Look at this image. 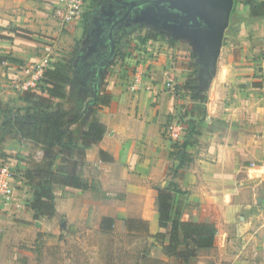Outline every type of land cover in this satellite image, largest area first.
<instances>
[{
  "label": "crops",
  "instance_id": "obj_1",
  "mask_svg": "<svg viewBox=\"0 0 264 264\" xmlns=\"http://www.w3.org/2000/svg\"><path fill=\"white\" fill-rule=\"evenodd\" d=\"M53 3L59 7L55 0H0V58L9 63H0V165L22 175V191L8 206L0 201V224L22 214L31 221L23 225L28 232H60L66 225L63 232H72L87 222H96L102 232H134L130 222L136 221H154L159 228L157 197L174 184L183 192L173 194L174 212L179 210L183 221L215 223L221 232H256L250 246L257 250L256 264H264V19L243 23L225 40L205 118L198 117L196 102L185 89L198 64L193 50L183 52L176 40L138 43L139 52L128 60L132 72L106 76L111 102L92 114L106 126V134L84 155L74 153L76 174L89 183L88 189L55 184L56 214L34 220L29 204L40 180L31 182L25 173L44 167L46 152L3 123L8 112L12 117L30 106L26 93L10 88L11 80L53 54L59 25ZM169 77L178 87L176 95L166 86ZM136 78L143 81L142 88L135 87ZM92 115L71 127L80 147ZM191 119L197 120L198 133L186 150L191 161L180 166L176 144L188 136ZM172 120L185 127L180 142L166 132ZM60 166L61 155L52 170ZM104 219L111 221L110 227L102 226Z\"/></svg>",
  "mask_w": 264,
  "mask_h": 264
},
{
  "label": "rangeland",
  "instance_id": "obj_2",
  "mask_svg": "<svg viewBox=\"0 0 264 264\" xmlns=\"http://www.w3.org/2000/svg\"><path fill=\"white\" fill-rule=\"evenodd\" d=\"M238 1H234L224 43L227 37H231L232 32H235L243 23H249L250 8ZM87 3L86 13L88 14L93 0H88ZM53 5L59 23L58 35L53 39L56 43L52 46L53 54L41 59L38 63L44 65L46 70L54 68L56 63L62 60H71L75 52L82 48L86 38L85 15L81 20L73 22L72 26H67L61 17L59 7L55 3ZM118 36L117 49L120 54L112 60L108 68L110 78L121 77L122 73L129 70L132 72L128 60L139 52L138 43L150 39L171 43L166 37L141 28L131 30L128 35L122 33ZM179 46L185 53L192 52V47L186 42H179ZM100 84H102V93L112 98L109 93L112 89L108 87L110 83L102 81ZM37 89L41 90V85ZM66 93L65 99L52 100L53 109L61 107L72 110L80 106V99L72 93L71 87L66 88ZM91 96L92 93L89 92V97ZM33 102L34 99L30 103ZM19 110L22 111V109ZM9 115L8 112L7 117ZM4 166L7 165H0V168ZM8 168L13 175L16 195V192L22 191L19 184L22 181V175L19 171L15 172ZM24 212L26 210L23 209L21 213ZM16 216L13 221L0 224L1 230L8 229V232H0V264H181L177 258L164 254V246L170 244V231L161 232L154 221L134 222V232H118V229L114 232H102L96 222H87L84 228L78 227L72 232H63L67 225L60 232H52V228L49 232H28L23 229V225L31 224L30 219L22 214H16ZM61 222L65 221L61 220ZM255 234L257 233L221 232L218 227L213 247L199 250L194 259L184 264H256L257 250L250 246L254 240L250 239L251 235Z\"/></svg>",
  "mask_w": 264,
  "mask_h": 264
},
{
  "label": "trees",
  "instance_id": "obj_3",
  "mask_svg": "<svg viewBox=\"0 0 264 264\" xmlns=\"http://www.w3.org/2000/svg\"><path fill=\"white\" fill-rule=\"evenodd\" d=\"M239 2L250 8L248 18L250 23L264 19V2L255 0H239ZM87 17L88 14L86 13L85 18L87 19ZM128 34L129 32H126V35ZM170 42L174 43L175 40H170ZM118 43L119 36L115 41V58L120 54L117 49ZM79 54L80 50H77L71 60H62L56 63L54 68L46 70L41 85L42 94L26 92V101L30 104L29 108L24 113L17 110L12 117H10L11 115L8 116L3 123L11 128L13 134L41 145L46 152L47 164L25 173V177L31 182L36 177L40 180L34 186L33 200L29 204V208L34 212V220H39L42 217H53L56 214V197L53 193L55 184L67 185L76 189H88L89 183L84 184L76 174L78 162H74L73 156L75 151H78L79 156L84 155V151L99 143L107 131L106 126L92 114H96L102 107L109 105L111 96L103 94L98 89L99 91L95 96L89 97L90 91L87 83L90 78L86 75L82 64L78 63V58L81 59ZM192 55L194 59L197 58L196 55ZM3 61H6V58H0V63ZM198 71L199 65L195 64L194 74L187 79L185 89L191 92L192 99L196 102L194 110L198 112V117L205 118L208 91L201 89L197 79ZM67 87H71L72 93L80 99V106L72 110H65L61 107L53 109L52 100L54 98L65 99ZM45 93L48 96H45ZM32 99L34 102L30 103ZM91 115L93 118L89 127L81 135L82 146L80 147L75 140L71 127ZM196 121L190 120L191 127L188 129V136L182 144H176L180 149L178 152L180 166L191 161L186 150L195 143V136L198 133L195 126ZM182 150H184L183 154H181ZM60 155L63 156L64 166H60L55 172L52 170V166L55 159ZM174 193L183 192L174 184L160 190L156 200L159 214L158 226L159 229L170 230V244L164 246V254L168 257H175L181 264H184L194 259L199 250L213 247L218 229L215 223L183 221L182 213L179 210L174 212ZM110 223L111 221L104 219L102 226L106 227L109 224L110 227ZM133 223L130 222V226H133Z\"/></svg>",
  "mask_w": 264,
  "mask_h": 264
},
{
  "label": "water",
  "instance_id": "obj_4",
  "mask_svg": "<svg viewBox=\"0 0 264 264\" xmlns=\"http://www.w3.org/2000/svg\"><path fill=\"white\" fill-rule=\"evenodd\" d=\"M235 0H159L165 3L168 9L177 13V20L169 22L161 14L156 5L158 13L150 14L152 22L162 23L169 37L176 41L188 43L197 56L199 64L198 82L202 90H207L216 76L218 60L224 44L225 33L230 24V17ZM150 21V20H149ZM115 44L111 42V55ZM111 58L101 63L99 77L105 81ZM103 73V74H102Z\"/></svg>",
  "mask_w": 264,
  "mask_h": 264
},
{
  "label": "flooded vegetation",
  "instance_id": "obj_5",
  "mask_svg": "<svg viewBox=\"0 0 264 264\" xmlns=\"http://www.w3.org/2000/svg\"><path fill=\"white\" fill-rule=\"evenodd\" d=\"M91 5L86 19V38L80 49L81 59L78 58V63L85 68V73L90 78L87 83L89 91L95 96L100 90L99 72L104 69L101 63L108 58H111L112 63L115 59V48L111 55V42L115 44L118 35L141 28L174 40L162 28L164 20L160 24L158 22L150 24L153 20L150 14L158 13L156 9L158 5L161 14L169 22L177 20L178 15L168 9L165 3H159V0H93Z\"/></svg>",
  "mask_w": 264,
  "mask_h": 264
},
{
  "label": "built area",
  "instance_id": "obj_6",
  "mask_svg": "<svg viewBox=\"0 0 264 264\" xmlns=\"http://www.w3.org/2000/svg\"><path fill=\"white\" fill-rule=\"evenodd\" d=\"M59 4L60 14L64 23H71L77 20H81L86 14L87 1L88 0H55ZM2 66L7 67L9 63L3 61ZM46 72L45 66L33 63L25 67V71H22L16 75L10 83V88L16 92H34L40 85ZM142 80L136 78L135 87L142 88ZM168 90L176 95L178 93V87L172 77L168 78L166 83ZM137 88V89H138ZM185 127L177 121L170 122L166 127L170 139L175 142H180L183 139ZM15 196L14 179L11 170L8 166L0 168V201L4 205L11 204Z\"/></svg>",
  "mask_w": 264,
  "mask_h": 264
}]
</instances>
